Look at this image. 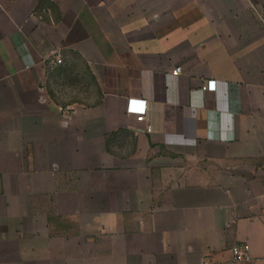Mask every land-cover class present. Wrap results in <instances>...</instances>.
<instances>
[{"label":"crops","instance_id":"obj_1","mask_svg":"<svg viewBox=\"0 0 264 264\" xmlns=\"http://www.w3.org/2000/svg\"><path fill=\"white\" fill-rule=\"evenodd\" d=\"M52 2L0 0V264H264V0Z\"/></svg>","mask_w":264,"mask_h":264},{"label":"built area","instance_id":"obj_2","mask_svg":"<svg viewBox=\"0 0 264 264\" xmlns=\"http://www.w3.org/2000/svg\"><path fill=\"white\" fill-rule=\"evenodd\" d=\"M182 72L181 67L177 66L175 67L171 73L174 75H179ZM208 89H214L215 83L214 81H209L207 85ZM145 101L142 100H135V99H129L128 100V107L127 111L129 113L136 114V119L141 121L144 119L145 115ZM231 252L233 255V261L235 262H250L253 258L249 251V246L247 243L240 242L236 243L231 247Z\"/></svg>","mask_w":264,"mask_h":264},{"label":"rangeland","instance_id":"obj_3","mask_svg":"<svg viewBox=\"0 0 264 264\" xmlns=\"http://www.w3.org/2000/svg\"><path fill=\"white\" fill-rule=\"evenodd\" d=\"M13 1V6L16 7V9L19 11L22 9V13L24 10V3H28V6L26 8H31L29 15H35L39 18V21H43L47 23V19L51 16H55V7L53 8V2L52 0H12ZM35 2L33 5H29L30 3ZM27 5V4H26ZM64 80L60 81L61 86V91L63 94L67 93V78H66V73L65 75L62 76Z\"/></svg>","mask_w":264,"mask_h":264}]
</instances>
